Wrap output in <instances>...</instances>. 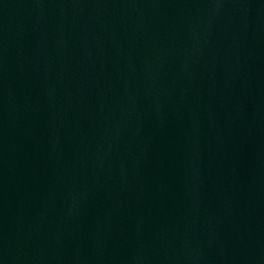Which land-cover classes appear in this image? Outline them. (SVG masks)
I'll return each mask as SVG.
<instances>
[{
  "label": "water",
  "instance_id": "obj_1",
  "mask_svg": "<svg viewBox=\"0 0 264 264\" xmlns=\"http://www.w3.org/2000/svg\"><path fill=\"white\" fill-rule=\"evenodd\" d=\"M0 264H264V0H0Z\"/></svg>",
  "mask_w": 264,
  "mask_h": 264
}]
</instances>
